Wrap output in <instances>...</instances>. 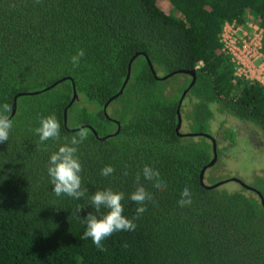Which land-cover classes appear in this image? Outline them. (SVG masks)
<instances>
[{"label": "trees", "instance_id": "1", "mask_svg": "<svg viewBox=\"0 0 264 264\" xmlns=\"http://www.w3.org/2000/svg\"><path fill=\"white\" fill-rule=\"evenodd\" d=\"M158 1L0 0V106L12 107L17 94L57 83L17 98L9 140L0 143V264H264L259 196L238 184L202 185L199 175L213 158L212 142L179 134L211 135L214 104L264 139V85L236 77L221 43L225 23L243 24L251 16L264 29V0H168V13ZM79 49L85 56L74 68L71 57ZM136 54L123 92L107 106V118L104 104L120 90ZM145 55L160 76L195 71L180 105L192 76L157 80ZM73 82L79 98L67 108ZM52 114L61 125L60 140L40 144L34 129ZM116 122L120 129L114 134ZM80 126L88 130L78 155L89 191L80 200L57 197L49 158L78 131L68 128ZM89 127L106 139L98 140ZM224 135L233 140L232 129ZM219 153L217 148L205 185L220 180ZM106 165L116 169L107 178L100 175ZM145 165L160 173L164 191L143 178ZM137 173L153 199L134 220L136 230L114 233L102 242L105 251L82 239L97 190L124 192V215L134 218L137 205L128 197ZM254 177L264 198V170ZM185 187L193 204L181 208L177 201ZM78 205L85 206L77 214L81 219Z\"/></svg>", "mask_w": 264, "mask_h": 264}, {"label": "clouds", "instance_id": "2", "mask_svg": "<svg viewBox=\"0 0 264 264\" xmlns=\"http://www.w3.org/2000/svg\"><path fill=\"white\" fill-rule=\"evenodd\" d=\"M85 56V50L79 49L75 55L71 57L73 67H79L81 60ZM12 112L11 105L4 103L0 106V143L9 140L10 132L13 128V120L10 118ZM40 126L34 129L36 135L39 136V143L44 144L48 140H60V122L57 117L52 114L44 117L39 122ZM88 138V130L81 127L72 137L71 140L59 147L58 151L52 153L49 158L47 172L53 185V192L57 197L66 195L75 200H80L88 193V188L83 186L82 175L83 166L78 155L79 146ZM116 169L111 165H106L101 169L100 175L103 177L112 176ZM124 172V175H127ZM143 178L152 183V186L160 191H164L167 187L166 182L161 178L160 173L152 167L145 165L142 169ZM141 174L136 176V189L131 193L130 201L137 205L135 216L129 219L124 215V205L122 201L126 199L124 192L113 191L111 187L104 190H97L91 195V207L94 212L88 213L83 219L86 224V230L81 237L84 240L91 239L97 249L105 251L106 248L102 243L114 233L120 231L134 232L137 228L135 219H139L144 212L147 211V204L153 199L143 184L140 183ZM192 192L185 187L180 193V199L177 201L179 207H190L193 204ZM85 206L78 205L76 208L77 219H81L77 215ZM107 209L106 213H102L101 209ZM99 213L100 215H97ZM127 247V244L124 245Z\"/></svg>", "mask_w": 264, "mask_h": 264}, {"label": "rangeland", "instance_id": "3", "mask_svg": "<svg viewBox=\"0 0 264 264\" xmlns=\"http://www.w3.org/2000/svg\"><path fill=\"white\" fill-rule=\"evenodd\" d=\"M158 5L164 12H169L168 0H159ZM246 21L257 23L251 16H248ZM211 107L214 116L210 121V132L220 151L217 171L221 176L219 179L236 178L254 189H260V182L254 176L264 170V139L250 124L217 111L214 104ZM69 125L73 126V121H70ZM226 128L233 130L232 141L225 138L224 129ZM188 129L184 124L183 130ZM206 181L211 183L215 180ZM235 185H237L235 182H230L225 186Z\"/></svg>", "mask_w": 264, "mask_h": 264}, {"label": "built area", "instance_id": "4", "mask_svg": "<svg viewBox=\"0 0 264 264\" xmlns=\"http://www.w3.org/2000/svg\"><path fill=\"white\" fill-rule=\"evenodd\" d=\"M264 29L257 23H225L221 34L223 51L230 57L234 75L264 85Z\"/></svg>", "mask_w": 264, "mask_h": 264}, {"label": "water", "instance_id": "5", "mask_svg": "<svg viewBox=\"0 0 264 264\" xmlns=\"http://www.w3.org/2000/svg\"><path fill=\"white\" fill-rule=\"evenodd\" d=\"M137 56L134 55L130 62H129V65H128V72H127V75H126V78L120 88V90L115 94L113 95L112 97L109 98V100L106 102V104H104V107H103V111L104 113L106 114L107 118H108V115H107V106L108 104L113 101L114 99H116L122 92H123V89L125 87V85L127 84L128 80H129V77H130V70H131V63L132 61L135 59V57ZM145 58L147 60V64L150 68V71L151 73L153 74L154 78L157 79V80H165V79H168L169 77L171 76H174L176 74H190L192 76V79H191V82L190 84L187 86V88L182 92V95H181V98L179 100V105L183 102L184 100V97L185 95L187 94V92L189 91V89L193 86L194 82H195V71L194 70H191V71H186V70H178V71H175V72H172L170 74H167V75H164V76H160L158 74H156V72L154 71V68H153V65L152 63L150 62V60L148 59V57L145 55ZM57 83H54L52 84L51 86L41 90V91H45V90H48L52 87H54ZM41 91H33V92H27V93H20V94H17L14 99H13V104H12V112L10 114V118L14 116V114L16 113V109H17V98L22 96V95H36V94H39L41 93ZM78 94L76 92V89H75V84L73 82V96H72V99L70 101V103L68 104L67 108L69 106H71V104L75 101L78 100ZM67 108H65L64 110V123H65V126L67 124V117H66V114H67ZM177 114H178V121H177V131L179 132V129H180V126H181V117H180V113H179V108H178V111H177ZM117 124V130L114 132V134H117L119 132V129H120V126H119V123L116 122ZM81 128L80 127H75V128H68L69 131H77ZM93 134L98 138V140H104L106 139L107 136H104V137H98L96 131L94 129H92L91 127H89ZM180 135H184L186 137H197V136H205L207 138H210L211 142H212V149H213V158L211 159V161L202 168L201 172H200V175H199V178H200V183L202 185H204L206 188H215V187H222L230 182H235V183H238L239 185L245 187V188H248L249 190H252L254 192L257 193V195L259 196L260 200H261V203H262V206H263V209H264V198L262 197L261 193L259 191H256L255 189L251 188L250 186H248L247 184H245L244 182L236 179V178H228V179H224V180H219L217 182H215L214 184H211V185H205L204 183V175H205V172L211 168L215 163H216V160H217V144H216V140L209 134H204V133H193V132H187V133H179Z\"/></svg>", "mask_w": 264, "mask_h": 264}, {"label": "flooded vegetation", "instance_id": "6", "mask_svg": "<svg viewBox=\"0 0 264 264\" xmlns=\"http://www.w3.org/2000/svg\"><path fill=\"white\" fill-rule=\"evenodd\" d=\"M234 183V182H233ZM236 184H238V183H236ZM239 185V184H238Z\"/></svg>", "mask_w": 264, "mask_h": 264}]
</instances>
